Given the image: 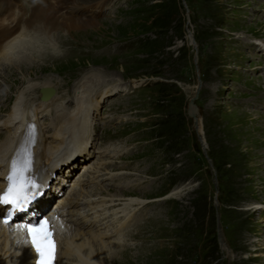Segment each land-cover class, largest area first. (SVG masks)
<instances>
[{"label":"rangeland","instance_id":"obj_1","mask_svg":"<svg viewBox=\"0 0 264 264\" xmlns=\"http://www.w3.org/2000/svg\"><path fill=\"white\" fill-rule=\"evenodd\" d=\"M59 3L71 11L66 0ZM104 5L75 14L91 24L68 37L56 33L57 57L47 48L34 69L39 80L53 81L67 107L84 75L103 76L102 87L115 80L128 87L100 101L90 162L82 168L84 175L112 164L117 177L102 186L144 201L125 225V245L104 264H264V214L256 208L264 209V0ZM15 68L0 67V100H12L23 73L37 74ZM40 117L46 122L49 115Z\"/></svg>","mask_w":264,"mask_h":264},{"label":"bare ground","instance_id":"obj_2","mask_svg":"<svg viewBox=\"0 0 264 264\" xmlns=\"http://www.w3.org/2000/svg\"><path fill=\"white\" fill-rule=\"evenodd\" d=\"M12 1L15 0H0V51L4 48L0 53V61L2 60L0 67H6V70L16 67L19 70L26 69V71L37 72V74L27 72L30 77L27 78L26 73H23L22 78L18 80L20 82L14 83L18 87L10 89L14 93L11 97L12 100H0V132L2 135L5 134L0 137V171L1 162L9 153L17 133H20L21 128L25 127L23 120L26 116L29 119L33 118L37 124L41 134V150L46 159L45 164H49L50 168L41 178L42 181L47 182L42 185L41 199L33 204L24 216L16 219L11 225L2 224L0 217V264H32L35 255L28 247L25 236L18 227L19 223L46 216L61 199L69 197H78L76 199L78 202L77 211H84L90 224H84L83 227L67 228L62 234L63 236H59L60 254L63 256L62 264H104V258L117 254L119 248L125 245L124 238L131 233V231L122 233L125 225L133 217L135 206H139L144 201L134 198L125 199L126 196L122 193L120 196L112 195L111 190L102 186L104 181L117 177L112 175L113 169L108 168L112 164L99 163L86 171L84 175L77 171L83 167L87 169V164L90 162L88 159L95 141L92 133H96L95 125H98L101 120L100 118L93 120L94 114L97 113L101 105L100 102H97L98 99L102 95H104L103 98L111 99L108 95L116 91L124 95L125 92H128V87L121 85L122 83L118 84L117 80L112 81L113 83L108 82L106 87H102V83L106 82L102 79L103 76L84 75L76 86L75 92L73 91L74 96L72 92L71 107H67L63 100H58L59 96L53 81L50 79L39 80L40 74H38V70L34 69H36L35 65L40 63L38 60L46 53L47 48L51 50L52 54L49 58L57 57L58 54L54 52L58 44L56 33L61 32L68 37L71 31H77V29L91 24L88 21L74 20L77 16L75 14L81 15V12L86 14L85 10L87 13L102 11L105 7L104 4L109 0H66L71 5V11L64 10L59 0H26V4H24L25 1L23 3L16 0L24 8H27L26 11L12 7ZM66 10L69 11L67 12L69 15ZM28 15L30 18L25 20L24 16ZM60 21L62 26H59ZM68 46L70 45L68 44ZM70 50L69 52H71ZM67 55L65 52L62 59ZM12 75L9 74V77ZM32 75H34L33 79H31ZM1 79L7 85L9 78L4 76ZM100 84L102 85L100 86ZM98 86L103 89L94 98L96 91L100 88ZM47 90L52 91L49 98L46 97ZM94 90L96 91L94 92ZM36 94L37 97H35ZM44 112L51 118L50 120L48 118L46 122L40 117ZM190 113L196 115V110L190 107ZM47 129L50 130L49 136L46 133ZM71 132L77 135L72 143V153L74 154L61 153L60 150L74 136L71 137ZM102 154L99 158L103 157ZM85 175L88 176L86 181L83 180ZM75 178H77L76 181ZM1 185L2 181H0ZM88 187H91L90 189L97 188L88 191ZM181 190V187H177L172 195L179 194ZM255 207L253 206L252 209ZM256 208L258 214H264L262 206L259 205ZM94 210L98 215L92 214L93 218L89 217L88 213ZM1 211L3 212L0 208ZM96 218H100V222L95 223ZM109 233L111 236L108 239L104 237ZM107 241L114 242L116 247H109Z\"/></svg>","mask_w":264,"mask_h":264},{"label":"snow or ice","instance_id":"obj_3","mask_svg":"<svg viewBox=\"0 0 264 264\" xmlns=\"http://www.w3.org/2000/svg\"><path fill=\"white\" fill-rule=\"evenodd\" d=\"M32 165L31 154H27L21 160L11 161L6 176L7 188L0 194V206H7L8 209L7 216L2 220L5 225H9L10 218H14L16 212L23 211L34 198L29 195L33 189H38V185L29 176ZM18 227L25 230L30 246L37 254V264H53L55 241L51 222L43 218L36 223L28 222Z\"/></svg>","mask_w":264,"mask_h":264},{"label":"water","instance_id":"obj_4","mask_svg":"<svg viewBox=\"0 0 264 264\" xmlns=\"http://www.w3.org/2000/svg\"><path fill=\"white\" fill-rule=\"evenodd\" d=\"M199 87H200V86L197 87V91H196V94H195V97L193 98V100L196 99V97H197V93H198ZM50 95H52V91H51V90H47V92H46V97H49ZM190 107H193V109L196 110V107H195V105L193 104V101H191ZM190 116H191L193 119H195V114H192V115L190 114ZM218 234H219L220 236H222V234H221V229H220V228L218 229Z\"/></svg>","mask_w":264,"mask_h":264}]
</instances>
